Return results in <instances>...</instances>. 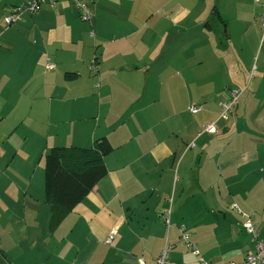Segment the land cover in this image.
I'll return each mask as SVG.
<instances>
[{"label": "crops", "instance_id": "obj_1", "mask_svg": "<svg viewBox=\"0 0 264 264\" xmlns=\"http://www.w3.org/2000/svg\"><path fill=\"white\" fill-rule=\"evenodd\" d=\"M30 1L0 0V68L9 64L23 91L31 88L29 105L15 101L2 117L0 256L8 264H156L169 243V264L243 260L253 241L234 204L264 239L260 6L79 0L93 11L86 23L72 0H46L5 28L10 9ZM237 90L234 112L204 133ZM195 105L202 110L189 111ZM102 137L114 148L107 174L50 228L45 153Z\"/></svg>", "mask_w": 264, "mask_h": 264}, {"label": "trees", "instance_id": "obj_2", "mask_svg": "<svg viewBox=\"0 0 264 264\" xmlns=\"http://www.w3.org/2000/svg\"><path fill=\"white\" fill-rule=\"evenodd\" d=\"M113 150L107 137H102L93 140L89 148L55 146L45 153V191L46 200L51 205L50 228L105 177L108 172L105 157ZM3 257L0 256V261H5Z\"/></svg>", "mask_w": 264, "mask_h": 264}, {"label": "built area", "instance_id": "obj_3", "mask_svg": "<svg viewBox=\"0 0 264 264\" xmlns=\"http://www.w3.org/2000/svg\"><path fill=\"white\" fill-rule=\"evenodd\" d=\"M72 1L76 4L79 10V13H80L79 16L81 17V19L85 22H91L92 17H93V11L90 8V6L87 3L81 2L79 0H72ZM45 2L46 0H32L28 2V5L26 6H21V5L13 6L10 9L9 13L5 16V18H3L4 24L6 25L7 28H9L10 26L17 23L22 18V15L25 12H29L33 14V13L40 11L42 4ZM254 2L257 5H259L261 9L258 21L262 29V32L264 33V0H254ZM54 3H55L54 0H50V5H54ZM54 66L55 64L51 62L50 60H48L46 67L48 69H54L55 68ZM92 67L94 68L95 66L93 65ZM241 94H242L241 90L232 91L230 96L227 99L222 100V102L220 103L221 111H220L219 117L217 118V120L212 121L204 126V130H203L204 133L207 132L210 134H214L218 132L217 121L219 119L229 118V116L234 112V108L238 104ZM200 110H201V106L195 105L191 107L189 111H192V113H197ZM233 209H235L241 215H246L242 211V209L239 208L237 204L233 205ZM163 218H164L165 224L169 226L170 210H167L165 212ZM244 228L246 232L252 236L253 249L247 253V255L244 257L243 260L239 262L225 261V262H221L217 264H264V239L261 238L260 235L258 234L252 215H246V220L244 222ZM181 231L183 232V228H181ZM181 237L183 241L186 243V245L195 254L197 255L200 254L197 248V245L190 240L189 235L183 232ZM108 242H110L109 239H108ZM171 248L172 247L169 243L165 244L164 248L162 249V251L160 252L157 258L156 264H169V256H170L169 253H170ZM200 259H201L200 264H213L209 260H206L203 258H200Z\"/></svg>", "mask_w": 264, "mask_h": 264}, {"label": "rangeland", "instance_id": "obj_4", "mask_svg": "<svg viewBox=\"0 0 264 264\" xmlns=\"http://www.w3.org/2000/svg\"><path fill=\"white\" fill-rule=\"evenodd\" d=\"M216 9L217 8L213 9L214 13L216 12ZM0 15L2 17V13ZM5 28H7L6 25ZM2 42L3 39L0 40V45H2ZM211 60H213V58H211ZM9 68H11L9 64L7 65V67L1 65L0 68V128L6 125V123H4L6 121V118L3 119L2 117L5 113L10 112V110L14 107V104L16 103L15 101H18L17 103L21 107H27L29 105L27 104L29 103V100L27 99V95L31 91V88H26L25 91H23V84L21 83L20 79L16 78L13 74V70L9 71ZM18 97L20 98L18 99ZM18 104H15L16 105L15 107H17ZM11 118H13V116L7 117V120H10ZM246 215H251V214H246ZM246 215H244L245 218ZM247 235L251 236L249 233H247ZM0 264H8V263L5 261H0Z\"/></svg>", "mask_w": 264, "mask_h": 264}]
</instances>
